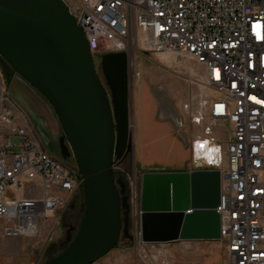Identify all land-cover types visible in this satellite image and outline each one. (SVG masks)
I'll list each match as a JSON object with an SVG mask.
<instances>
[{"label": "built area", "instance_id": "2783aa9c", "mask_svg": "<svg viewBox=\"0 0 264 264\" xmlns=\"http://www.w3.org/2000/svg\"><path fill=\"white\" fill-rule=\"evenodd\" d=\"M63 1L92 56L125 52L130 58L140 49L187 56L204 67L212 95L202 101L194 120L201 134L189 145L194 167L218 151L216 210L226 257L210 264H264V0ZM2 97L12 98L0 70V220L6 222L4 236H29L81 193L83 180L75 165L49 152L43 139L42 152L34 150L4 111ZM12 99L13 107L19 105ZM173 123L183 127L180 119ZM117 162L112 164L116 176ZM28 184L41 194L21 195ZM126 189L133 225L129 233L136 237L131 241L145 249L155 242L138 237V187L130 182ZM138 256L143 264H153ZM162 256L157 264H170Z\"/></svg>", "mask_w": 264, "mask_h": 264}, {"label": "water", "instance_id": "95a60500", "mask_svg": "<svg viewBox=\"0 0 264 264\" xmlns=\"http://www.w3.org/2000/svg\"><path fill=\"white\" fill-rule=\"evenodd\" d=\"M0 65L8 87L14 73L50 104L67 153L82 177L84 209L77 231L44 264H90L129 233L126 183L112 168L130 149L127 54L101 55L106 89L88 40L63 0H0ZM24 108L47 145L44 119ZM129 143V144H128ZM138 191L139 240L220 239L216 210L218 169L141 172ZM190 210V212H187Z\"/></svg>", "mask_w": 264, "mask_h": 264}, {"label": "rangeland", "instance_id": "374dc122", "mask_svg": "<svg viewBox=\"0 0 264 264\" xmlns=\"http://www.w3.org/2000/svg\"><path fill=\"white\" fill-rule=\"evenodd\" d=\"M132 54L131 63L130 58L127 57L130 111L128 131L132 147L117 162V166L120 170L119 175L125 183L128 185L130 182H135L138 187L141 170L135 154L138 151H176L173 137L186 145L190 139L201 134L202 127L196 125L194 120L202 111V101L209 98L212 91L204 83V67L190 57L176 56L172 53H153L140 49ZM93 61L110 93L102 72L101 56H93ZM17 81L12 83L9 91L12 90L15 96L22 93L39 113L42 108H46L50 115L56 118V130L60 131V123L45 98L22 77ZM20 81L27 89L22 87ZM11 97L15 98L13 95ZM151 117L156 121L153 125L150 124ZM174 118L182 120V128L175 127ZM216 132L222 145H225L224 133L219 129ZM47 148L49 152L59 157L54 144L47 143ZM165 165L166 163L160 159L151 158L145 165V171L165 168ZM31 186L32 184L26 185L21 195L41 194L39 188L36 187V191H33ZM8 191L10 192L11 189L9 188ZM15 197H17L16 194ZM83 209L82 189L67 207L52 217L51 224L43 232L41 226L40 231L29 236L6 237L3 235V225L6 222L0 220V264H44L50 256L60 251V243L64 241L69 230L71 235L76 233ZM132 226L131 223L130 229ZM49 236L50 240L47 239ZM47 241L56 246V249L45 255L42 248ZM158 249L162 251L159 254ZM108 253V256L100 260V264H143L138 256L139 253L144 256L146 262H153V264L162 260V254L168 258L170 264H210L226 257L225 243L221 239L155 242L141 249L135 247L132 241L123 235L120 236L117 246Z\"/></svg>", "mask_w": 264, "mask_h": 264}, {"label": "crops", "instance_id": "0c3cea01", "mask_svg": "<svg viewBox=\"0 0 264 264\" xmlns=\"http://www.w3.org/2000/svg\"><path fill=\"white\" fill-rule=\"evenodd\" d=\"M19 82V81H17ZM16 82V83H17ZM22 87L26 88V86L23 85V83L20 81ZM10 88V86H9ZM11 89V88H10ZM27 89V88H26ZM36 111L37 115L41 116L42 119H44L45 123H48L51 127L52 131L57 129V120L55 117L50 115V113L47 111L46 108H42V111ZM13 113V119H14V125L16 126H24L27 122L33 123L31 119H28V114L24 110V108L21 105H16V109L12 110ZM30 118V117H29ZM152 118V117H151ZM154 118V116H153ZM150 119V124H155L154 119ZM147 123V122H146ZM34 124V123H33ZM147 126V125H146ZM145 127V125H144ZM148 127V126H147ZM172 141L175 142L176 151H138L135 155L137 164L142 171H145V165L146 163L154 158H158L166 165L165 168L157 169V170H173V171H179V170H193V169H217L214 163L218 159V151H211L210 156L208 158L204 157V164L200 167H194L192 165V151L190 149L189 141L188 144L182 143L179 139L172 138ZM156 170V169H154ZM139 187V185H138ZM54 217V216H53ZM52 219V218H51ZM51 219H48L46 223L42 226V232L47 228V226L50 223ZM52 222V221H51ZM58 222V221H57ZM56 222V223H57ZM48 239V238H47ZM51 239V238H50ZM49 239V240H50ZM190 241H199V240H190ZM47 243V244H46ZM45 245L42 248L43 254L48 255L53 250L56 249V246L49 244V241H47ZM109 253L104 255L102 258L98 260V263L100 264V260L108 256ZM105 263V261H103Z\"/></svg>", "mask_w": 264, "mask_h": 264}, {"label": "flooded vegetation", "instance_id": "af4514ba", "mask_svg": "<svg viewBox=\"0 0 264 264\" xmlns=\"http://www.w3.org/2000/svg\"><path fill=\"white\" fill-rule=\"evenodd\" d=\"M0 70H1V72H2V74H3V76H4V79H5V83H6V78H5V74H4V72H3V69H2V67H1V65H0ZM19 78H20V76L18 75V74H16V73H14L13 74V76H12V80H11V84H10V86L12 85V83L14 82V81H17V80H19ZM6 85H7V83H6ZM8 86V85H7ZM20 93V92H19ZM17 98H18V100L21 102V104H23L28 110H30L31 112L32 111H35L34 110V108H33V106H32V104H31V101L26 97V96H24V95H22V93H20L18 96H17ZM36 112V111H35ZM45 127H46V129H47V131H46V134H47V140H48V142L47 143H52V144H54L55 145V147H56V149H57V151H58V154H59V150H60V147H62V149H63V152L64 153H67V151H66V148L64 147V144L61 142V140H60V135L62 134V130H61V128H60V131H57V130H54V131H52V129H51V127L49 126V124L48 123H45ZM56 132V133H55ZM56 134V135H55ZM129 144V143H128ZM131 144V143H130ZM131 145H130V149H131ZM127 149V147H125V151H130V149L129 150H126ZM128 153V152H127ZM126 153V154H127ZM125 154V155H126ZM124 155V156H125ZM123 156V157H124ZM123 157H121V158H118V157H114V159L115 158H117V161L119 162ZM72 163L74 164V160L72 159ZM138 191H139V188H138ZM126 194H127V189H126ZM129 231H130V224H131V210H129Z\"/></svg>", "mask_w": 264, "mask_h": 264}, {"label": "bare ground", "instance_id": "6f19581e", "mask_svg": "<svg viewBox=\"0 0 264 264\" xmlns=\"http://www.w3.org/2000/svg\"><path fill=\"white\" fill-rule=\"evenodd\" d=\"M133 54H130V63L132 61ZM1 106H3L4 111H9V117H14L12 110L16 109V105L13 107V99L9 97L1 98ZM20 132H22L23 137L34 146V150H40L42 152V138L37 132L34 124L27 122L24 126H16ZM213 152V151H212Z\"/></svg>", "mask_w": 264, "mask_h": 264}, {"label": "trees", "instance_id": "16d2710c", "mask_svg": "<svg viewBox=\"0 0 264 264\" xmlns=\"http://www.w3.org/2000/svg\"><path fill=\"white\" fill-rule=\"evenodd\" d=\"M62 243H63V242H62ZM62 243H60V250L63 248ZM54 255H55V254H53L52 256H50L49 259L52 258ZM49 259H48V260H49Z\"/></svg>", "mask_w": 264, "mask_h": 264}]
</instances>
